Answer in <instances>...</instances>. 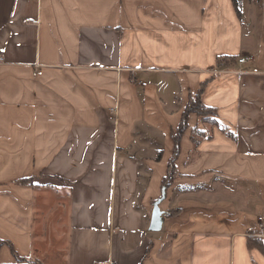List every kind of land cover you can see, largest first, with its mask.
Instances as JSON below:
<instances>
[{
    "label": "crops",
    "instance_id": "0c3cea01",
    "mask_svg": "<svg viewBox=\"0 0 264 264\" xmlns=\"http://www.w3.org/2000/svg\"><path fill=\"white\" fill-rule=\"evenodd\" d=\"M0 52V264H264V0H0Z\"/></svg>",
    "mask_w": 264,
    "mask_h": 264
},
{
    "label": "trees",
    "instance_id": "16d2710c",
    "mask_svg": "<svg viewBox=\"0 0 264 264\" xmlns=\"http://www.w3.org/2000/svg\"><path fill=\"white\" fill-rule=\"evenodd\" d=\"M235 61L237 62V57L236 56H222L218 59V63L221 65L223 63V65L225 67H229V65H232V67H234V63ZM201 91L197 94L196 97H192L189 101V103L187 104L184 112H183V117H182V121L180 123V126L178 127V131L173 133V138L175 140V155L173 156V158L171 159L170 162V170L168 175L164 178L163 181V188L166 190V193L168 191L169 188L172 187V185L174 184V180L176 175L180 176V173L176 170L175 167V158L177 156V154L179 153L180 150V138L181 135L184 133V131L187 129L188 127V119H189V115L191 113H196L201 117H207V116H212V115H216V111L205 105L202 100H201ZM173 213L172 211L169 212V214ZM261 239H256V242H261ZM8 243L7 241L4 240H0V247L5 244ZM249 245L252 247L253 243L252 241L249 243ZM260 247L262 249V251H264V245L260 244ZM20 262H24L26 261V264H40L39 262L35 261V260H31V259H27V258H19Z\"/></svg>",
    "mask_w": 264,
    "mask_h": 264
},
{
    "label": "water",
    "instance_id": "95a60500",
    "mask_svg": "<svg viewBox=\"0 0 264 264\" xmlns=\"http://www.w3.org/2000/svg\"><path fill=\"white\" fill-rule=\"evenodd\" d=\"M166 190L163 189L162 197L154 202L153 215L151 221V230L159 231L163 228L164 216L163 211L161 210L160 204L166 198Z\"/></svg>",
    "mask_w": 264,
    "mask_h": 264
},
{
    "label": "built area",
    "instance_id": "2783aa9c",
    "mask_svg": "<svg viewBox=\"0 0 264 264\" xmlns=\"http://www.w3.org/2000/svg\"><path fill=\"white\" fill-rule=\"evenodd\" d=\"M27 21H34V22H37L36 20L34 19H27ZM4 60V57L2 55V53L0 52V62H2ZM255 61V57L254 55L252 54H246V55H242L240 57H238L237 59V62L238 64L240 65L239 67V71L242 73L244 72V69L242 68L243 65L249 63V62H253ZM253 72L254 73H264V68H261V67H255L253 69ZM257 221L259 223V225L264 228V214L258 216L257 218Z\"/></svg>",
    "mask_w": 264,
    "mask_h": 264
},
{
    "label": "rangeland",
    "instance_id": "374dc122",
    "mask_svg": "<svg viewBox=\"0 0 264 264\" xmlns=\"http://www.w3.org/2000/svg\"><path fill=\"white\" fill-rule=\"evenodd\" d=\"M179 176L178 175H176V177H175V180L174 181H176V179L178 178ZM21 264H26V262L24 261V262H21Z\"/></svg>",
    "mask_w": 264,
    "mask_h": 264
}]
</instances>
